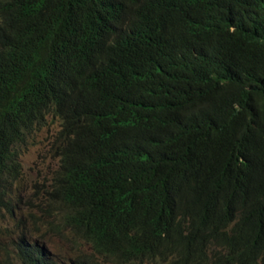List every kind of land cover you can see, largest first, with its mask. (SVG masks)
<instances>
[{"label":"trees","instance_id":"obj_1","mask_svg":"<svg viewBox=\"0 0 264 264\" xmlns=\"http://www.w3.org/2000/svg\"><path fill=\"white\" fill-rule=\"evenodd\" d=\"M50 120L47 200L95 254L264 264V0H0V231Z\"/></svg>","mask_w":264,"mask_h":264},{"label":"rangeland","instance_id":"obj_2","mask_svg":"<svg viewBox=\"0 0 264 264\" xmlns=\"http://www.w3.org/2000/svg\"><path fill=\"white\" fill-rule=\"evenodd\" d=\"M57 120L34 135L20 159L21 176L15 185L16 201L22 213L0 231V264H18L14 257V244L19 237L32 236L50 251L59 264H72L77 258H85L96 264H115L95 254L90 246L66 226L62 220L63 207L50 203L46 192L58 169V159L52 142L59 130Z\"/></svg>","mask_w":264,"mask_h":264},{"label":"bare ground","instance_id":"obj_3","mask_svg":"<svg viewBox=\"0 0 264 264\" xmlns=\"http://www.w3.org/2000/svg\"><path fill=\"white\" fill-rule=\"evenodd\" d=\"M17 166V165H16ZM208 250V249H207Z\"/></svg>","mask_w":264,"mask_h":264}]
</instances>
